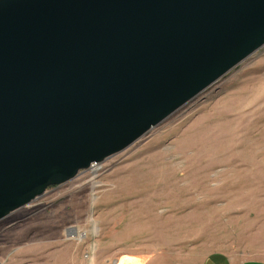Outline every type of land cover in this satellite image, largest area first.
<instances>
[{"label":"water","instance_id":"water-1","mask_svg":"<svg viewBox=\"0 0 264 264\" xmlns=\"http://www.w3.org/2000/svg\"><path fill=\"white\" fill-rule=\"evenodd\" d=\"M262 47L264 0H0V221Z\"/></svg>","mask_w":264,"mask_h":264},{"label":"rangeland","instance_id":"rangeland-1","mask_svg":"<svg viewBox=\"0 0 264 264\" xmlns=\"http://www.w3.org/2000/svg\"><path fill=\"white\" fill-rule=\"evenodd\" d=\"M264 260V47L128 148L0 221V264Z\"/></svg>","mask_w":264,"mask_h":264},{"label":"crops","instance_id":"crops-1","mask_svg":"<svg viewBox=\"0 0 264 264\" xmlns=\"http://www.w3.org/2000/svg\"><path fill=\"white\" fill-rule=\"evenodd\" d=\"M111 264H161V262L157 261L155 258H149L148 260L144 261L138 256H125L112 261ZM220 264L225 263L220 261ZM235 264H264V260L244 261Z\"/></svg>","mask_w":264,"mask_h":264}]
</instances>
